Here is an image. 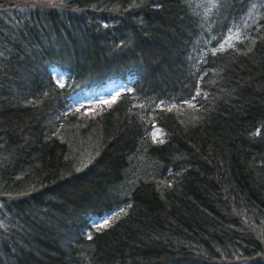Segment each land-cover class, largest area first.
Returning <instances> with one entry per match:
<instances>
[{"label":"trees","instance_id":"trees-1","mask_svg":"<svg viewBox=\"0 0 264 264\" xmlns=\"http://www.w3.org/2000/svg\"><path fill=\"white\" fill-rule=\"evenodd\" d=\"M0 264H264V0H0Z\"/></svg>","mask_w":264,"mask_h":264},{"label":"rangeland","instance_id":"rangeland-1","mask_svg":"<svg viewBox=\"0 0 264 264\" xmlns=\"http://www.w3.org/2000/svg\"><path fill=\"white\" fill-rule=\"evenodd\" d=\"M10 0H6V2L8 3ZM205 1V0H204ZM207 1V0H206ZM238 35L234 32L232 33H228L226 35V37L224 38V40L222 41V46L223 47H227L229 46L230 44H232L236 39H237ZM107 90H103L102 93H105V97H104V100H101V102H105V101H108L110 100V98H112V95L111 94H107L106 92ZM96 100L94 99V102ZM99 102V101H98ZM95 104V103H94ZM116 213L115 212H107L105 213L104 215L105 216H102L101 218H97L96 220V223L95 225H99V226H103L102 224L105 223V221H109L111 218L114 217Z\"/></svg>","mask_w":264,"mask_h":264},{"label":"snow or ice","instance_id":"snow-or-ice-1","mask_svg":"<svg viewBox=\"0 0 264 264\" xmlns=\"http://www.w3.org/2000/svg\"><path fill=\"white\" fill-rule=\"evenodd\" d=\"M105 223H107V221H105Z\"/></svg>","mask_w":264,"mask_h":264}]
</instances>
